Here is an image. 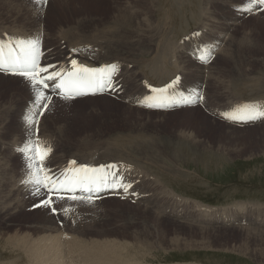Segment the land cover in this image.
<instances>
[{"label":"rangeland","instance_id":"obj_1","mask_svg":"<svg viewBox=\"0 0 264 264\" xmlns=\"http://www.w3.org/2000/svg\"><path fill=\"white\" fill-rule=\"evenodd\" d=\"M10 1H11V12L12 13H18V16H23V18L27 19L28 21H34L33 16H37L36 21L35 23L29 26L30 27L29 30L27 28L22 27L21 30L18 31L17 29H19L20 27L19 26L14 27L13 24L11 23L8 24V21L10 20H6L2 22L0 20L1 23L5 22L0 25V30L2 29L4 30V28H6V29H9L11 33H14V35H27V34L31 35L33 33L31 30L34 29L33 31L36 30L39 32V30H41V26H38V25H41L44 21H46L47 25L50 26L51 28L50 30L49 29L47 30V32L49 31L48 32L50 36L49 40L50 42L52 41L53 43L57 41V38L52 39L54 38L53 35H55V32L57 31V30L55 31V28H57L55 27V25L57 24H60V23L70 24V23L75 22L76 20H79V22L82 20L83 28H87V30L85 31L83 30L86 35L84 33L81 34L84 38L92 30H96L100 28L99 26L94 28L95 25L93 26L94 24L93 21L99 19L100 20L99 23H104L108 21L109 19H112L113 17L118 15L119 9H115V5L121 4V8L128 7L127 9L131 11L137 7L136 5H134L135 0H100L98 4H96L95 2H92V0H71L69 2L67 0H47L46 3L44 2L37 3V0H10ZM61 1L66 5L59 6ZM215 2H218V4L216 3V6H214V9L218 10L219 13L217 14L216 18L214 17V19H212L213 21L211 20L210 22L206 24L207 26L206 28H208L207 31L204 33L202 32L201 36L195 41L200 42L201 41L200 38L201 39L212 38L211 40H209L211 42H215V41L221 42L222 40L226 41L224 37H226L227 31L233 28L234 32L232 35L234 37V41H232V43L235 44L238 47V49L233 51L230 54V58L235 63H241V65H243L244 68L246 66H250V69L252 72L257 71L256 75H254L251 78H260V77L263 78L264 67L258 66L255 63L257 61H260L264 57V12L254 14L250 16L249 18L241 17L242 18L241 20V18H239L237 14L233 12L232 9L234 6H237V4L241 5L242 1L240 0L226 1L225 0L226 2L225 4H222L218 0H216ZM146 5L148 6V4ZM111 7H113L115 10H112ZM215 7L216 8L218 7V8L216 9ZM230 8L232 11L229 10ZM128 10H126V12L130 13ZM1 12L4 13L3 11ZM221 12L227 13L229 17L228 16L225 17V20L230 21L232 23L231 25H229L227 22H225L224 25H221L219 23ZM151 18L152 17H150L149 20ZM187 22H188V26L192 27L191 20L187 19ZM223 22L224 21H222V24ZM37 23L39 24L37 25ZM46 23L44 24L45 26H46ZM35 26H38L39 28L36 27L35 29ZM73 26L68 25L67 27L63 28L60 31L67 32V33L69 31L70 32L74 31L77 33L83 32V31L80 32V30L76 28L77 26L74 27L76 31L75 29H71L73 28ZM52 30H54L55 32H52ZM138 32H136L137 39L140 37H147L151 35L146 28H142ZM219 33L223 34L224 37L222 38L212 37L213 36L212 34L218 35ZM128 34L129 33L127 32V36ZM132 35L134 37L133 33ZM202 41H206V40H202ZM142 43L143 44L149 43V39L145 38L144 42ZM175 50L176 49L175 48L173 49L170 46V44H167L166 49L162 54H156V58L153 61L152 67H151L153 72H150L149 70V65L151 62V57H150L151 55L149 54L148 56H145L147 59H144V61H142L141 63H138L140 65V68H139V71L134 74L136 78L132 82V86L130 90L134 92H142L140 86L137 84L138 77H143V78L148 79V77L153 76V77H156L162 80L163 79L162 77L165 74H167L169 71H177L176 66L178 64V57L176 55ZM173 58H175L174 62H169V60ZM186 58L190 62H192L194 65L193 66L194 68L192 69L193 74L203 71L201 66L196 64L195 61L192 60V58L187 57V56ZM222 59H223L222 57H220V59L218 57V60L217 62H215V64L211 63L212 65L210 66V68H213V69L215 68L213 72H216L217 68L224 67L226 69L227 68L229 69L230 67H233L231 66V63L227 62L226 60H222ZM182 73H184L183 77H184L185 82H187L188 80L189 82L191 80L192 81L196 80V79H192L191 76H189L191 72L183 71ZM7 81L9 82L8 84L10 87L14 86L17 82L16 80H7ZM23 82L24 84H30V80L28 79L24 80ZM208 84H209V81H208ZM211 84H210V87L214 88L215 85H213V80L211 81ZM250 84L253 85L254 83H250ZM40 89H41V86H40ZM43 91L45 90L43 89ZM233 91L234 92L232 94L243 95V93L238 94L236 90L234 89ZM4 92L8 93L9 90L8 91L4 90ZM20 92H22V90ZM225 93H228V92H225ZM5 94L3 95L5 96ZM31 100L32 98L29 99L28 101H31ZM112 101L116 102L113 99ZM12 102L17 103L18 109L16 110V112H18V110L22 108V105L24 104V102L23 103L21 102L18 103L17 101H12ZM101 104L102 103L99 104L100 106L98 105L97 111H93L92 110L93 108L89 106L90 104H86V107L87 108L89 107V109H87L86 112L84 113L85 110L79 107L80 104L65 103L63 101L53 102L51 109H49V113L47 114V117H46V120L47 119L48 120L47 121L45 120V124L43 126V135L46 133L45 136L49 137V136H53L54 134L53 137L55 140L56 147L58 148V151L60 152L61 150H63L64 152H61V154L63 153L65 155L67 150H64L63 148L60 149V146L64 147L63 139L61 137L55 136V131L57 130V128L63 127V121H67V123H69V125H67L68 130H69L67 131V133L69 137L74 138L77 142L79 141V143L83 139V138H80L81 136L84 135V136H88L94 139L96 138L94 136L95 135L94 132L96 130H103L105 136L101 139H97V142H98L97 145L103 147L107 145V143H105V140L107 139H104V138L109 136V138L111 139L112 137H114L113 134H115V132L116 133L118 132L126 133L129 130L141 131V132H144L145 134L161 132L162 135L169 136L168 133H171V134H174L171 136L175 137L178 134L177 132H180L181 130H183L185 131V133L190 134V132L192 131L193 128L196 127V125H192V122L190 121L189 123H186L188 122L187 118L189 117V120H190V118L196 117L195 118L196 121L199 122L203 120L202 117L205 119V117L207 116V115L205 116L204 113L199 108L196 110L185 111V112L175 114V115L169 114L171 113L169 112V113H166L167 115H164V117L163 115H160V114H150L151 116H147L148 114L145 113V110L141 109V110H138L140 112L138 113L139 115L136 116L138 120L135 119V117L129 118L130 120H128L127 122L129 124L126 127H122L121 124H119V122L122 121L121 118L123 116L122 117L120 116L121 114H123L125 107L119 106V105L113 106V104H107V103H105V105L102 106ZM77 113H79V115H77ZM70 115H73V116H70ZM147 117L151 119H148ZM182 117H183V120H182ZM211 119L213 120V118ZM136 121L144 123V124L143 125H137L138 123L132 124V123H135ZM219 123H221V121ZM3 125H6L8 129L10 128L9 126H11L12 128L18 125L19 127L21 126V128L19 129V138L21 139L23 137L28 138L30 134V132H28L27 129H24V130L22 129L23 127L20 124L19 119H18V122H16V117L14 116V113L9 114L8 124L4 123ZM225 125L230 126L227 124ZM107 126L108 127L115 126V128H118V129L109 130ZM226 126H222V124L219 125L214 122L207 124L208 129L207 127L203 125L201 127L199 126L197 127L199 128V130L196 133L197 135L200 134L198 136L199 139H195L194 142H188V139H187L184 144H181L176 138H171L169 140L170 146L172 149L177 150L178 147L180 148L179 153L176 152V156L174 157L173 165L175 167L172 166L173 168H175L173 172L174 176H170V178L166 176L165 177L157 176L158 178H160V180L162 179L161 181H163L162 182L163 185L169 188L170 189L169 191H171L172 189L176 194H178L181 197H185V199L189 200L190 202L199 203V204L204 203L206 205H211V204L235 205L237 202H244V203L252 202V203L262 204V202H264V139L261 138L264 135H260L264 133L263 132L264 128L260 130V128L258 127H262V126L256 125L252 127L243 128V129L252 128L251 130L241 131L243 129H237L235 127V129L237 130L231 131ZM63 128L65 129V127ZM215 131L217 132V134ZM219 132H221L223 135L227 137L226 143H222L227 146L224 145L222 147L221 146L222 144L220 143L217 144L219 140H217V142L215 141L217 139V136H220ZM249 133L253 135L252 140L245 141L244 139L245 142L243 144L240 140L245 137L244 134H249ZM14 135H16L15 132H14ZM227 139H229V142L227 141ZM90 141H94V140L90 139ZM203 141H211L210 143H214L215 145L217 144V146L220 145L221 148H218L214 146L213 144L209 145L210 148H206L203 145ZM5 146H6V142H4L2 138H0V147L3 148ZM88 152H90V150H87V153ZM229 152H232V153H229ZM173 153H175V151ZM134 157L137 158V155H134ZM163 157L164 159L161 157L155 158L156 162L154 163L159 170H163L167 165H170L168 163L169 161L165 160V156ZM13 159L16 160L14 162L16 163L15 175L19 177L17 173H19L20 171L19 165L22 161L19 160L20 158L18 159L17 157ZM74 159L77 160L78 162L84 163L79 158L75 157ZM155 168L151 166L148 169L151 171V173L154 174ZM10 169L12 170L13 167H11ZM27 172H28L27 176H29V180H30V178L32 177L29 175L30 172L29 171ZM5 173H6V178L3 180V183L5 185L2 187V190L7 191V194H8L7 189L9 187H8L7 178L9 174L10 178L13 175V177L11 178L12 184L19 187V189L23 191V193L25 192L23 196V200H22L23 203L15 211L11 210L10 213L5 212V214L0 213V229L5 230V233H6V236H4L5 238H7L9 235H12L17 230L19 231V229L17 228L21 229L22 227L25 228V226L31 225L30 221H34L37 219L39 220L38 225H41V223L48 220V217L55 218V219L58 218V217H55V214H54L56 213L53 210L55 208H51L50 206V204L52 203L50 204L48 203L47 205H45L44 203V205L42 204L43 206H41V203L43 202V200H45V194H43L42 192L37 193V191H35L34 194L31 193L32 195H30V193H28L29 190H27L25 186H23L22 188L21 184L18 183L19 182L17 181L18 177L15 176L14 173L10 174L8 171H6ZM166 181L167 182L169 181L170 183L167 184ZM154 193L155 194H153L154 195L153 197L155 198L157 197L156 199L161 202V204L158 206V210H159L161 208V205L165 204L161 201V199L163 200L164 198L160 196L161 194L159 195V188L157 189V192L154 191ZM15 195L16 194H14V196L10 194L9 196H7V199H5V201L3 200L5 204H7L6 208H12L11 206H12V203L14 204ZM167 202L168 204L170 203V205H172L171 199H169ZM1 203L2 202L0 200V204ZM66 205L71 208L70 209L71 212L73 211L68 216L70 218L69 221L72 225L73 231H75L76 229H82L84 227V224H86L84 223V220H86V217L88 215L91 217V219H94V218L98 219L97 218L98 215L96 213L98 211L99 216L101 217L99 219L100 223L96 224L98 221L94 222L91 224V227H94V228L87 227L86 229H88L91 232L95 231V229L98 231H102L101 233H104L106 237H108L109 239L117 243H133L135 241H140L141 243L146 245L151 250L149 251V253L148 252L145 253L144 251H141L138 249L139 251L138 260L139 261L138 263L137 261H132L131 262L132 264H175V263H179V264H259L255 260L248 258V256L244 257L242 253L234 251L233 245L237 246L239 243L242 242L243 239L247 238L246 242L249 247V250L247 252H250L251 251L250 248L252 247L251 249H254V246L257 245V244H254L255 242L257 243L260 240H264V229L262 228H260L262 230L243 229V228L241 229L218 228L217 229V227L201 226L200 227L201 230H198L196 226H190L188 224L178 223V222H175L178 225H175V224L173 225L171 223L168 224L167 222L163 221L162 223L160 222L159 229H157V231L155 232L150 231L148 238L143 239V240H138V237H143L145 235V232L141 228L142 226L139 223L142 219H145L146 215L142 212V210H139L134 207L135 205L141 207L140 205H137L136 203L132 204L131 202H127V201L122 202L121 200H118L116 198H109V200L103 199L102 202L97 203L96 205H92L91 203H88L85 201H78V203H66ZM165 206L166 205H164V207ZM182 208L186 210L184 207ZM117 209H120V210L117 211ZM147 210H149L147 211L148 214H150V212L156 214V211L154 209H147ZM126 211L136 212L135 218L132 219L133 221H130L132 222V224L131 223L127 224L126 220L124 219V213ZM186 211L190 212L189 210H186ZM254 212L256 213L255 210ZM107 215L111 217V219H109L108 221L106 218ZM170 218L173 220L174 217H170ZM134 221L136 222L138 221V223L135 224L136 222ZM59 225H61V223ZM79 226L80 227L82 226V228H79ZM149 227H151V225ZM161 229H164L165 232L160 233ZM133 230L136 231L138 234L137 239H135L136 237L134 238L131 235H125L126 232L132 233ZM86 238L88 239L89 236L86 235ZM225 238H231V240L229 241L227 240V242H225L224 241ZM100 239H103V238L93 237L90 240H100ZM194 240H197V241H194ZM4 242L5 240L0 238V248L2 247L3 249V250L0 249V264H7L8 261H11L13 259L18 260L17 257H19V255H21L22 253L17 252L18 253L17 254L16 252L9 251L10 249H7L9 247L4 245L5 244ZM2 244L5 246L4 248ZM6 251L8 252V254ZM140 251L142 253H140ZM140 254H143V255H140ZM139 258H141V260ZM140 261H142V263Z\"/></svg>","mask_w":264,"mask_h":264},{"label":"bare ground","instance_id":"obj_2","mask_svg":"<svg viewBox=\"0 0 264 264\" xmlns=\"http://www.w3.org/2000/svg\"><path fill=\"white\" fill-rule=\"evenodd\" d=\"M67 1L69 2L71 0H67ZM99 1L100 0H92V2H95L96 4H98ZM172 1L173 0H168L169 3ZM215 1L216 0H203L202 1L203 7L200 9L199 15L204 16L205 24H207L212 19H214V17L216 18L217 14L219 13L218 10L214 9V6H216V3L218 4V2H215ZM218 1L221 2L222 4L226 3L225 0H218ZM226 1H228V0H226ZM146 4H148L149 7ZM166 4H167L166 0H135L134 5H136L137 7L135 9H133L132 11L128 10L127 9L128 7H122L121 8V4H117V5H115V9H119L118 15H116L115 17H113L112 19H109L108 21H106L104 23H99L100 22L99 19L93 21V23H94L93 26L95 25L94 28H96L98 26H100V28L96 29V30H92V31L90 30V31L91 32L97 31L99 34H97V36H95V37L91 36L90 38H88V40L91 42V44H94L97 47H102V49L105 51L104 56L101 57L102 60H109V57H111V59H118V60H121L122 62H126V61L137 62L141 59V57L146 58L145 56H148L149 54L152 55L153 51L146 50L143 47L144 44H142V42H135L133 40H130V38L132 37V33L135 34L139 30H141L142 28H146L147 26H149L150 25L149 18L153 15L155 16V13L160 15V16H165L166 15V8H165ZM63 5H66V4H64L61 1L59 6H63ZM237 5H239V4H237ZM49 6H51V5H49ZM59 8H61V7H59ZM111 9L115 10L113 7H111ZM0 10L4 12V13H2L0 11L1 22L6 21V20H10V21H8V24L11 23V24H13L14 27L19 26L20 28L17 29L18 31H20L22 27L27 28L29 30L30 29L29 26L31 24L35 23L36 18H37V16H33L34 21H28L27 19L23 18V16H18V13H12L10 0H0ZM47 10H49V9H47ZM126 10H128L130 13L126 12ZM227 16H228L227 13L221 12V16L219 18V23L221 25H224L225 22H227L229 25L232 24L230 21L225 20V17H227ZM241 20H242V18H241ZM111 21H112V24H106V23H109ZM222 21H224L223 24H222ZM1 22H0V25L5 23V22H3V23H1ZM45 23H46V21H44V24ZM67 23H68V21H67ZM82 23H83L82 20L80 22H79V20H76L75 22L70 23V24H61V23L57 24V25H55V27H57V28H55V31L57 30L58 32L57 31L55 32L54 30H52V32H55V35H53V36H55L57 38L61 37L58 40V42L60 40H65V44L67 46H68V44L79 45V44H81V42H78V43L72 42V41H74L72 39H77V37L79 39L80 37H83L81 35L82 33L85 34L84 31L87 30V28H83ZM38 24L39 23H37V25ZM68 25H70V26L75 25V26H77L76 28H78L80 30V32L83 30L84 31L81 33H77L74 31L73 32L69 31L68 33L60 31L63 28L67 27ZM38 26H41V25H38ZM38 26H37V28H39ZM75 26H73V28H71V29H75L74 28ZM108 26L112 27L110 29V33L105 31V29ZM45 28H46V30L51 29L50 26L47 25V23H46ZM45 28L43 27V29H45ZM78 29H77V31H78ZM33 30H31V31L34 32ZM46 30H45V32H46ZM0 31H5V30L2 29ZM75 31H76V29H75ZM127 32L129 33L128 36H127ZM175 34L176 33L173 32L171 38H174ZM46 35L47 34L45 33V38H46ZM212 35H213L212 36L213 38L216 37V35H214V34H212ZM88 36H90V34H88L85 37H88ZM136 39H137V37H136ZM232 41H234V37L231 35V39L219 51L218 57H222L223 58L222 60H226L227 62L231 63V66H233V67H230L229 69L228 68L226 69L224 67L217 68L216 72H212L209 74L208 81L210 82L213 80V85H215L214 88H216L217 90H221L219 95L222 97H228V96L232 95V93L234 92L233 89L236 90V92L238 94L244 93L245 91H254L253 92L254 96L264 97V76H263V78H261V77L260 78H251L254 75H256L257 71L252 72L250 69V66H246L247 67V69H246V67L244 68L243 65H241V63H235L230 58V54L233 51L238 49V47L235 44H233ZM55 43H57V42H55ZM167 44H170V43L168 42ZM45 48H49V46H47V44H46ZM178 48L179 47H175V49H178ZM113 49H116V51H114ZM142 53H144V54H142ZM54 54H61V50L59 47L54 49L51 52V55H54ZM93 58L98 59L97 57H93ZM155 58H156V55L151 57V62L149 65L150 72H153L151 67H152V63L155 60ZM217 60H218V58L215 59L212 62V64H215V62H217ZM142 61H144V59L139 61L138 63H141ZM255 64H257L258 66L264 67V57L260 61H257ZM193 66H194L193 63L190 62L186 58V56L181 55V60L179 61V59H178V64L176 66V70L182 69V72L183 71H189V72H191L189 76H191L192 79L197 80L198 78L203 76V71L197 72V73H195L196 74L195 75L192 73V69L194 68ZM209 69H210V67H209ZM147 72H149V71H147ZM134 74L135 73H133L131 71H129V72L126 71L124 73V79L128 82L130 88L132 86V82L136 78ZM9 78H11V79H9ZM26 79L27 78H25V77H17V76L4 77V76L0 75V138H2L4 142H6L5 147H3V148L0 147V194H1L0 200L2 202L0 204V213H4V214H5V212L10 213L11 210L15 211L23 203L22 200H23V196L25 193V192L23 193V191H21L19 189V187L12 184L11 178L13 177V175L10 178L9 177L10 175L8 173H7L8 174L7 181H8V187H9L7 189L8 194H7V191L2 190V187L5 185L3 183V180L6 178L5 172L8 171L10 174L14 173V175H15V171H16V168H15L16 163H14L16 160L13 159V158H15L14 153L12 150L8 151L7 149L11 147V144H12L11 141L16 142L18 140L19 129L21 128V126L19 127V125H18L14 128L9 126L10 128L8 129L6 127V125H3L4 123L8 124L9 114L15 113V111L18 109L17 103H14L12 101H17L18 103L19 102L22 103L23 99H25V98L27 99V97H26V95H27L29 97L28 100L32 98V100L30 102L34 104V101H35L36 96H37V89L40 91V86H38V85L35 87H29L28 84H24L23 81ZM148 79L156 80L159 83L164 81V79L160 80L159 78H156L153 76L148 77ZM7 80H16L17 82L15 85L12 84L14 86L10 87L8 84L9 82ZM229 83H231V84L227 87V85ZM250 83H254V84L252 85ZM2 85H4V86H2ZM4 90H7V91L9 90V92L6 93V92H4ZM21 90H22V92H20ZM225 92H228V93H225ZM41 93H43V95L45 97H47L49 95V93L47 91L41 90ZM3 94H5V96ZM56 101H63V100L53 99L46 109L47 114L49 113V109H51L53 102H56ZM63 102L80 104L79 107H81V108H83V110H85L84 113L86 112L87 109H89V107L88 108L86 107V104H90L89 106L91 108H93L92 109L93 111L98 110L97 107L100 103H102L101 104L102 106L105 105V103L113 104V106H116V105L117 106L118 105L124 106L125 110H124L123 114H121V116H120V117L123 116L121 118L122 121L119 122V124H121L122 127H126L129 124V123H127L128 120H130L129 118L135 117V119H137L136 116L139 115L138 113L140 112L138 110H141L138 108L131 107V105H129V104L125 105V104H120L118 102H113L112 100H110L106 96L94 97V98H85V99H80V100H75V101H63ZM105 108H106V106H105ZM196 109H198V108H191V109L174 111V112H171L169 114L175 115V114H179V113H182L185 111H192V110H196ZM145 113L148 114L147 116H151L150 114H160V115H163V117H164V115H167L166 113L148 112V111H145ZM77 115H79V113H77ZM70 116H73V115H70ZM46 117H47V115H45L44 118L42 119L40 129L44 125ZM147 118L151 119L149 117H147ZM195 118H190V120H189V117H188L187 118L188 120L186 119L188 121L186 123H189V121H190V122H192V125H196V127H195L196 129L193 128L192 131L190 130L191 131L190 134L185 133V131H183L181 129H180L181 130L180 132H177L178 134L175 137H172L171 135H174V134H171V133H168L169 136L162 135L161 132L155 133V137L157 138V146H156L155 139H153V138L150 142L140 141V142L133 143V141L130 137H127L126 140H124L122 142V144H112L110 141H105V143H107V145L103 146V147L98 146L97 145L98 142H92L91 141L92 143L90 144V143H88V142H90V139L95 141V140L101 139L105 136L103 130H96V129H95L96 131L94 132L95 133L94 136L96 138L93 139V138H90L88 136L83 135L80 137V138H83L80 142H85V143L79 144V141L77 142L74 138L69 137V135L67 133V131H69L68 126H67V125H69V123H67V121H63V127H65V129L63 127H58L57 130L55 131V136L61 137L63 139L64 147H61V146L60 147L63 148L64 150H67V151L74 150L75 156H73V155L63 156L64 155L63 153H62L63 155H60L59 152H57L56 153L57 154L56 162L58 164H62L67 158L74 159L78 155L77 153H84V156L78 157L84 163L92 161L93 159H97V160H101V161L106 160V159L108 161H123V160L127 161L128 164L130 165L129 168H131V170H132L130 172V174L132 173L131 176H136L135 178L139 179V181H140V184L137 186V189L139 191L138 194L144 195V196L141 195L140 198L136 201L137 205H140L141 207L136 206V205L134 206L135 208L142 210V212L146 215L145 219H142L139 223L142 226L141 228L144 230L145 235L143 237H138V240H143V239L148 238L150 231H152V232L157 231V229H159L160 222L162 223L163 221H165L168 224L171 223L173 225L174 224L178 225L177 223L171 221L172 219L170 217H174L173 220H178L180 222H183L184 224H188L190 226H196L198 228V230H201L200 229L201 226L194 225L190 222H185L186 220L190 219V216H189L190 212H188L186 210L190 211L191 207L188 206L189 207L188 208L187 206H181L178 202H175L176 201L175 200L176 194H174L172 191H169L168 188L163 185V183H162L163 181H161L162 179L161 180L158 178L150 179V177L154 176L155 173L152 175V173L147 169V167H151V166H153L154 168L156 167V165L154 163V162H156L155 161L156 157H161L164 159L163 156H165V160H168L169 161L168 163L170 165H167L163 170H159L157 167L155 169L157 172H160L161 175H163L164 177L166 176V177L170 178V176H174L173 172H174L175 168H173L172 166H174L173 163H174V157L176 156V152L179 153L180 148L178 147L177 150L171 148L170 142H169V140L171 138H176L181 144H184L187 139H188V142H194L195 139H199L198 136L200 135V134L199 135L196 134L197 131L199 130V128H197V127H199V126L201 127L202 125L207 127V124L211 123V122H214V123L219 124V125L222 124V126H226L225 123H219L214 119L212 120L209 116H206L205 119L202 117L203 120L199 121V122L196 121ZM73 119H74V117H73ZM182 120H183V117H182ZM161 122H162V120H161ZM180 122H182V121H180ZM136 123H138L137 125H143L144 124V123L137 122V121L135 123H132V124H136ZM59 124H60V122H59ZM226 127H228L231 131L237 130V129H235V127H232V126H226ZM108 128H109V130L118 129V128H115V126H110ZM258 128H260V130H261L264 128V126L258 127ZM207 129H208V127H207ZM251 129L252 128L243 129L241 131H246V130H251ZM121 130H123V129H121ZM14 132L16 133V135H14ZM21 132H22V130H21ZM132 132H135V131H133V130L127 131V133H129V134ZM219 133H220V136H217V139L215 140L216 142H217V140L220 141V142L218 141L217 144L226 143L227 137L225 135H223L221 132H219ZM47 134H48V132H47ZM216 134H217V132H216ZM87 135H89V134H87ZM244 135H245V137L244 138L241 137L242 139L240 140L243 144L246 140H252L253 135L251 133L244 134ZM260 135H264V133L260 134ZM20 136H22V135H20ZM53 136H54V134H53ZM53 136H50V137H53ZM28 137H30V136H28ZM255 137H257V136H255ZM24 138H27V137H24ZM261 138L264 139V136ZM244 139H245V141H244ZM227 141L229 142V139H227ZM210 142L211 141H203L204 147L210 148L209 145L213 144L214 146L221 148L220 145L217 146V144L215 145L214 143H210ZM61 144H62V142H61ZM126 145H128L131 148L130 152H132L133 154L135 151H137L139 154L144 155L148 160H150L151 165L145 163V162H147L145 160V162H142V165L139 166L140 162L138 160L133 161V157H131L130 159L125 158L123 160L121 159V157L113 159L114 156L112 155L113 154L112 148L116 147L117 150H115V151L125 154L124 149H127ZM224 145L225 144H222L221 146L223 147ZM225 146H227V145H225ZM91 149H94L93 150L94 153L91 154L93 151H90L87 153V150H91ZM174 151H175V153H173ZM234 151H233V153H234ZM60 152H64V151L62 150ZM229 153H232V152H229ZM137 157H138V155H137ZM167 157H169V158H167ZM130 163L136 165L137 168H139L141 170L137 169L134 165H132ZM49 165L51 167L53 166V165H51L50 162H49ZM11 167H13L12 170L10 169ZM15 176H17V175H15ZM183 176H184V174H183ZM27 177H28V180H27V182H28L29 176H27ZM166 183L169 184L170 182L166 181ZM156 187L159 188V195L161 194L160 196H162V198H164L163 200L161 199V201L163 203H165L164 205H166L165 207H164V205H161V208L159 210H158V206L161 204V202L156 199L157 197L156 198L153 197L154 196L153 194H155L154 191L157 192V189H158ZM26 189H27V187H26ZM164 189H166V190H164ZM10 194H12L13 196H14V194H16L15 198H14V204L12 203V206H11L12 208H6L7 204H5L4 201H5V199H7V196H9ZM10 197H12V196H10ZM169 199H171L172 205H170V203L168 204L167 201ZM198 205L199 204H197V205L192 204V206H194V207H196V206L200 207ZM172 206L176 207L177 212H176V210L172 211V209H171ZM182 207H184L186 210H184ZM168 208H170V212L173 214V216H170V215L167 216L163 212L164 210H166ZM147 209H154L156 211V214H154L152 212H150V214H148L147 211H149V210H147ZM119 210L120 209H117V211H119ZM76 211H77V209H76ZM255 211H256V213L260 214V216L264 215V207L255 208ZM115 212H116V210H115ZM194 212H197L195 210V208H194ZM96 213L98 215V217H97L98 219H95V218L91 219V217L88 215L86 217V220H84V223H86V224H84V227L82 228V226L81 227L79 226V228H82V229H76L75 231H73L71 224H65L63 230L68 232V234H71L70 236H65V234L62 233L63 230L61 229V227L63 226V223H62L61 219L49 218L48 216H47L48 220L41 223V225H38L39 220H37V219L34 221H30L31 225H27V226H25V228L22 227L21 229L17 228V229H19V231L16 229L17 231L15 230L16 232L13 233L12 235H9L7 238L4 237V236H6L5 230L0 229V238L5 240L4 245L9 247L7 249H10L9 251H12V252L22 253L21 255H19V257H17L18 260L13 259V260H11L12 263H11V261H8V263H10V264H132L131 263L132 261H137V263L139 261L138 260V256H139L138 249L141 251H144L145 253L146 252L149 253V251H151L146 245H144L140 241H135L133 243H117V242L109 239L108 237H106V235L104 233H101L102 231H98L95 229V231L91 232L88 229H86L87 227L94 228V227H91V224L94 222L98 221L96 224L100 223L99 219L101 217L99 216L98 211ZM135 215H136L135 211H133V212H127L126 211L124 213V219L126 220V223L132 224V222H130V221H133L132 219L135 218ZM196 215H199V213ZM106 218H107V221L109 219H111V217L108 215ZM165 218H168L170 220H167ZM263 219H264V216H263ZM40 221H42V220H40ZM134 222H136V221H134ZM60 223H61V225H59ZM137 223H138V221L135 224H137ZM150 225H151V227H149ZM164 232H165L164 229L160 230V233H164ZM247 232H249V231H247ZM86 235L89 236L88 239L86 238ZM125 235H131L134 238L136 237L135 239H137L138 234L136 231L133 230L132 233L126 232ZM93 237L94 238H103V239L90 240ZM189 238H191V237H189ZM246 239L247 238L243 239L242 242L239 243L237 246L233 245V247H234V248L232 247L233 250L236 252L242 253V255L244 257L248 256V258L255 260L259 264H264V240H260V241L258 240L259 242H257V243L255 242L254 244H257V245L254 246V249H251L252 248L251 247L250 248L251 251L247 252L249 250V247H248V244L246 242L247 241ZM198 240H200V239H198ZM227 240L229 241V240H231V238H225L224 239L225 242H227ZM191 241H193V240H191ZM194 241H197V240H194ZM195 244H196V242H195ZM4 245L2 244L3 248L5 247ZM261 245H262V247H261ZM0 249L3 250L2 247ZM230 250H231V248H230ZM141 251H140V253H142ZM7 254H8V252H7ZM140 255H143V254H140ZM139 259L141 260V258H139ZM140 262L142 263V261H140Z\"/></svg>","mask_w":264,"mask_h":264},{"label":"snow or ice","instance_id":"obj_3","mask_svg":"<svg viewBox=\"0 0 264 264\" xmlns=\"http://www.w3.org/2000/svg\"><path fill=\"white\" fill-rule=\"evenodd\" d=\"M40 0H37V3H39ZM44 3L47 2V0H43ZM251 3H260L264 4V0H250ZM251 10V9H249ZM40 50H39V41L29 42V45L27 48L21 46V56L14 57L12 61L10 62V65L5 68L3 64H0V70L4 71H12L14 74H19L20 76H23L31 81L33 87L40 85L43 88H48L49 85L46 81H56L59 80V83L55 85L56 88H59L62 90L61 96L64 100H71L75 96L84 95V89H95L97 91H104L107 88H113L115 87L112 82V77L114 73L117 71L116 65H107L106 68L109 69V71L104 70H96V69H87V68H78L75 72L68 74L69 78L73 80V83L70 87H67V81L65 80L64 76L59 71H53L51 72L46 78L41 76V72H47V67H40L39 66V56H40ZM73 66L76 65V61L72 60L71 62ZM83 74H89V75H83ZM179 79V78H177ZM177 83V81H173L172 85H169L167 87H172ZM153 91L157 92H163L164 89H153ZM45 99H48L37 89V96L34 101L35 106H39L41 108H47V104H42L41 102ZM191 102V101H188ZM153 105H149L151 107ZM256 107V106H253ZM261 117H264V108H262L257 115H250L247 117H230V119H233L235 122H253L256 119H259ZM26 151H34V155L32 157H29V163L28 167L30 169H33L34 171L29 173V175L32 177L28 182L34 183L37 185V193H39L40 187L48 189V191H60L63 189H56L54 185L57 183H60L58 177H54L50 170L47 169L46 164L44 163L47 156L51 152V148L48 146H41V145H32L31 147L27 148ZM71 163L75 164V161H72ZM103 167V166H102ZM108 167H115L114 165H109ZM78 172L83 173V175H78L72 178V183L74 185L73 188L67 189L69 191H74L76 188H79L83 190L87 195L85 197H75L73 196L72 199H80L81 201L91 202L92 196L91 193L95 190L93 185L97 184V181L89 175V173H95L96 169H90L86 165L80 166V168L77 170ZM45 173L43 178H41L40 173ZM124 187L123 185H120ZM127 187H130L128 185ZM127 187H124V190L127 191ZM45 205H47L49 202L45 201ZM54 210V209H53Z\"/></svg>","mask_w":264,"mask_h":264}]
</instances>
